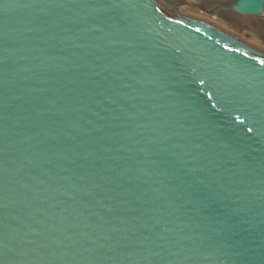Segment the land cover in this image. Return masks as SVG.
I'll return each mask as SVG.
<instances>
[{"label": "water", "instance_id": "1", "mask_svg": "<svg viewBox=\"0 0 264 264\" xmlns=\"http://www.w3.org/2000/svg\"><path fill=\"white\" fill-rule=\"evenodd\" d=\"M0 264H264V0H0Z\"/></svg>", "mask_w": 264, "mask_h": 264}]
</instances>
